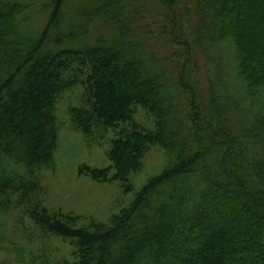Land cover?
I'll return each mask as SVG.
<instances>
[{
  "label": "trees",
  "instance_id": "trees-1",
  "mask_svg": "<svg viewBox=\"0 0 264 264\" xmlns=\"http://www.w3.org/2000/svg\"><path fill=\"white\" fill-rule=\"evenodd\" d=\"M107 140L130 201L80 225L44 203L63 123ZM144 109L151 126L136 118ZM152 146L161 167L130 175ZM69 241L59 264H264V0H0V212Z\"/></svg>",
  "mask_w": 264,
  "mask_h": 264
},
{
  "label": "rangeland",
  "instance_id": "rangeland-1",
  "mask_svg": "<svg viewBox=\"0 0 264 264\" xmlns=\"http://www.w3.org/2000/svg\"><path fill=\"white\" fill-rule=\"evenodd\" d=\"M82 87L77 86L60 98L55 113L63 123L56 152L57 169L41 171L44 203L52 211H61L78 218L80 225H89L92 219L108 221L127 205L131 193H125L118 180L99 182L79 174L80 166L107 167V140L87 141L81 132L69 130V107L80 101ZM136 118L151 126L152 119L139 108ZM164 151L152 146L145 154L143 166L131 173L130 185L138 188L147 177L156 172L164 162ZM73 247L69 241L44 232L22 208L14 206L0 212V264H59L64 259L73 260Z\"/></svg>",
  "mask_w": 264,
  "mask_h": 264
}]
</instances>
